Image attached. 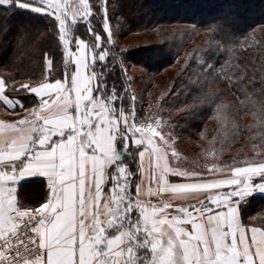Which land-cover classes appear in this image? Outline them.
<instances>
[{"label": "snow or ice", "instance_id": "6c2138e0", "mask_svg": "<svg viewBox=\"0 0 264 264\" xmlns=\"http://www.w3.org/2000/svg\"><path fill=\"white\" fill-rule=\"evenodd\" d=\"M107 4L0 0V21L27 13L47 21L37 39L54 41L39 49V78L17 84L0 71V105L17 117L0 119V264H264V217L249 212L264 201V88L257 95L248 69L234 66L228 91L237 100L197 90L188 111L207 105L216 125L199 133L200 162L188 163L171 124L138 114ZM212 19L215 50L228 51L227 19ZM205 56L207 78L211 47ZM237 107L252 117L243 132L229 121ZM241 134L251 151L222 160ZM37 177L43 194L27 200L23 186Z\"/></svg>", "mask_w": 264, "mask_h": 264}, {"label": "trees", "instance_id": "16d2710c", "mask_svg": "<svg viewBox=\"0 0 264 264\" xmlns=\"http://www.w3.org/2000/svg\"><path fill=\"white\" fill-rule=\"evenodd\" d=\"M96 1L99 3V0ZM177 2L184 0H109V4L114 6L110 12L111 18L113 21L118 18L119 29L137 34H159L161 30L168 35L156 42L125 49L120 59L124 65L131 63L143 70L126 85L133 93L130 86L138 84L143 93H139L136 102L138 114L144 115V110L154 114L157 107L158 114L168 120L180 137L176 142L178 150L188 157V163H192L191 158L198 159L202 147L207 144L199 133L205 130L213 132L216 125V121L210 118L213 113L207 105L188 111L190 106L197 103L193 99L198 94L197 90L215 92L224 98V103L237 100V94L228 91L231 88L228 77L232 75L234 66L248 69L249 83L255 81L254 91L257 95L264 88V84H261L264 81V71L261 70L264 69V0H189L202 5L194 8L175 7ZM229 4L231 7H225ZM214 16L227 19L230 28L226 39L228 51L223 48L215 50V40L221 37L213 39V34L208 30L215 22L212 19ZM46 23L23 12L0 21L3 25L0 29V71L5 75L11 71L16 76L17 84L24 83L30 73H34L36 78L40 76L39 49L49 43L54 44L51 39H37V29L43 30ZM93 23L100 28V23ZM210 47L213 49L210 62L215 64V68L205 78L201 61L207 59L205 52ZM174 68L176 71L171 72L170 69ZM163 72L165 77L156 78ZM111 79L116 80L118 85L125 80L118 63ZM13 95L24 98L28 105L29 94L19 92ZM233 118L238 120L241 132L246 124L252 122L251 116L243 114L242 107L231 110L229 121ZM250 151L249 136L241 134L224 147L220 158L230 160L233 156H243ZM31 181L24 186L35 184L38 188L31 190L26 187L22 194L27 200L36 201L43 194L44 183L41 178ZM249 212L257 219L264 217V201L259 198L254 200Z\"/></svg>", "mask_w": 264, "mask_h": 264}, {"label": "rangeland", "instance_id": "374dc122", "mask_svg": "<svg viewBox=\"0 0 264 264\" xmlns=\"http://www.w3.org/2000/svg\"><path fill=\"white\" fill-rule=\"evenodd\" d=\"M95 2L97 3L96 0H95ZM99 2H101V0H99ZM107 6H108V10H109V15H110V12H112V9H113L114 6L109 4V0H108ZM110 17H111V15H110ZM117 20H118V18H117ZM117 20L113 21L112 18H111V25L113 26V32H114V35L116 36V43L118 45V49L122 48V49L125 50V49L131 48L133 46H135V47L143 46V45H146V44L150 43L151 41H153V42L155 41L156 42V41H158L160 39H163V38L165 39L168 36L164 32H161V30H160L159 34L157 32H147V33H140V34L127 33L124 30L119 29V24H118ZM100 27H101V25H100ZM124 66L127 68L128 77L132 78L134 76H137V75H140L141 73H143V70H142L141 67L135 66V65H133L131 63H125ZM167 71H169V70H167ZM167 71H166V73H167ZM170 71L174 72L176 70L174 68V69H170ZM164 73L165 72L156 75V78L159 79L161 77H165L166 74H164ZM133 84L130 86V88H131V90H133V93L138 98V97H140L139 93L140 94H143V93L140 91V86L138 87V84H136V85H133ZM154 113H158V108L157 107H156V110H154ZM151 115H153V114H151L150 111L144 110V115L143 116L148 117V116H151ZM163 120L168 123L167 119L164 118ZM191 161L200 162L195 157L191 158Z\"/></svg>", "mask_w": 264, "mask_h": 264}, {"label": "crops", "instance_id": "0c3cea01", "mask_svg": "<svg viewBox=\"0 0 264 264\" xmlns=\"http://www.w3.org/2000/svg\"><path fill=\"white\" fill-rule=\"evenodd\" d=\"M0 119H5V120H13L16 119L17 117L14 115L9 114V112L5 111L4 106L0 105ZM25 113H20V115H24ZM38 178V177H37ZM34 179V178H29ZM42 179V178H41ZM29 187L31 190H36V187L38 188V185L32 184V185H28V186H24L22 191H24V188ZM45 187V185H44Z\"/></svg>", "mask_w": 264, "mask_h": 264}]
</instances>
